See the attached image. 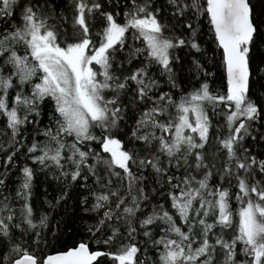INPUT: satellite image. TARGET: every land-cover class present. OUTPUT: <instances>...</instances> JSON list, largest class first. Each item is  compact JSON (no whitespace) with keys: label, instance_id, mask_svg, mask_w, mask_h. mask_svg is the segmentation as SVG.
Masks as SVG:
<instances>
[{"label":"snow or ice","instance_id":"6c2138e0","mask_svg":"<svg viewBox=\"0 0 264 264\" xmlns=\"http://www.w3.org/2000/svg\"><path fill=\"white\" fill-rule=\"evenodd\" d=\"M0 264H264V0H0Z\"/></svg>","mask_w":264,"mask_h":264},{"label":"trees","instance_id":"16d2710c","mask_svg":"<svg viewBox=\"0 0 264 264\" xmlns=\"http://www.w3.org/2000/svg\"><path fill=\"white\" fill-rule=\"evenodd\" d=\"M204 25L207 26L208 22L207 20H204L203 21ZM206 30V29H205ZM214 47V45H213ZM218 83V82H217ZM43 179V177H39L37 179V183H36V195L37 197H40L42 196V193H43V186L41 185L40 181ZM51 191V190H50Z\"/></svg>","mask_w":264,"mask_h":264}]
</instances>
